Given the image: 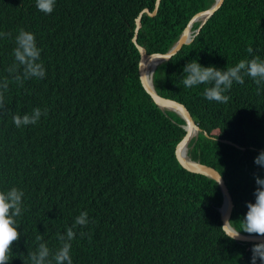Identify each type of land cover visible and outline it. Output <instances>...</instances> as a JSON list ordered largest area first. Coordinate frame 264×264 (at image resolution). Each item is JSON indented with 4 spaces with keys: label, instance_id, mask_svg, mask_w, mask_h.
Returning a JSON list of instances; mask_svg holds the SVG:
<instances>
[{
    "label": "trees",
    "instance_id": "trees-1",
    "mask_svg": "<svg viewBox=\"0 0 264 264\" xmlns=\"http://www.w3.org/2000/svg\"><path fill=\"white\" fill-rule=\"evenodd\" d=\"M157 1L56 0L45 14L36 0H0V32L11 33L0 38V78L14 63L21 28L35 35L46 71L43 79L10 83L0 111V191L24 192L9 264H30L28 253L41 242L55 252L57 234L82 211L90 222L74 229L73 264H251L257 243L224 231L218 184L176 156L185 121L161 111L142 84L136 20ZM214 2L161 0L155 17L142 16L138 44L148 54L166 53ZM256 57L264 59V0H224L193 43L154 75L159 95L184 104L212 137L200 133L191 155L224 178L234 202L231 224L243 234L254 176L264 178L254 164L264 150V88L245 76L225 93L229 101L218 103L205 98L209 85L185 88L181 81L192 60L226 70ZM37 107L47 116L14 125V115Z\"/></svg>",
    "mask_w": 264,
    "mask_h": 264
},
{
    "label": "clouds",
    "instance_id": "clouds-1",
    "mask_svg": "<svg viewBox=\"0 0 264 264\" xmlns=\"http://www.w3.org/2000/svg\"><path fill=\"white\" fill-rule=\"evenodd\" d=\"M160 2L158 6L156 4L155 10L157 11V13ZM55 4H56V0H36L37 9L45 14H51L54 11ZM196 25L197 28H195ZM199 25L200 23L194 24L192 30L193 31L197 30L199 28ZM10 36L11 33L0 32V38L10 37ZM14 40L16 45L12 53L14 56V63L11 66H9L7 69L8 76L0 78V111H4L6 109L5 94L9 90L10 83L15 82L18 85H23L24 81L26 80L33 78L43 79L46 75L44 65L41 62V49L37 46L35 35L21 28L18 30V33L15 35ZM174 44L172 45V47L174 46ZM247 51L251 53L253 49L248 48ZM166 53H159V54H166ZM148 55H152V54H148ZM183 73L185 75L181 83L184 85L185 88H192L194 86H198L202 84L209 85V87H207L204 91V96L206 99L210 101H216L218 103H227L229 101V96L226 95L225 93L232 88L234 82L243 84L245 76L250 77L256 83V85L258 86V91L260 90V88H264V59H260L259 57H256L251 60H241L234 67L227 68L226 70L217 69L215 66L204 67L201 64H199L197 60H192L184 66ZM153 82H154V76H153ZM167 112H172V111H166L164 113L167 114ZM42 116H47V109L42 110L41 108L37 107L33 109L31 114H24L23 116L14 115L12 119L14 125L17 128H20L22 126L37 124ZM201 133L204 134L205 132L202 130ZM210 138L212 137L210 136ZM197 139H193L191 141V143L189 144L190 145L189 149L194 148ZM193 141L195 142L192 144ZM219 141L228 144L226 142H223L227 140H219ZM228 145L234 146L236 144L233 143ZM236 146H238L242 150H245V148H242L239 145ZM190 157L192 158L191 154ZM254 164L261 168H264V150H262L254 158ZM254 179L257 185L254 192L255 203H251V202L247 203L248 211L244 218V228L242 231L250 235L255 234L257 236L264 237V178L255 175ZM23 197H24V192L15 187L11 188L6 192L0 191V264H9V261L12 259V254H13L12 251L13 244L18 242L20 239L21 233L18 231L19 224L17 218L22 216L24 211ZM89 222L90 221H89L88 213L86 211H82L75 218L74 224L67 229L65 234H60V233L57 234V239L61 242V246L55 252H53L47 246L46 242L39 243L35 251L28 253V261L30 262V264H73L70 253H71V241L76 236V232L74 231V229L77 226L85 227L89 224ZM239 233L240 232H238L235 235H231L229 236V238L236 239L238 238ZM81 235H83V233H81ZM36 239L43 241L42 236H37ZM252 253L253 255L251 259V264H256L257 259L264 262V242L255 244L252 248Z\"/></svg>",
    "mask_w": 264,
    "mask_h": 264
},
{
    "label": "water",
    "instance_id": "water-1",
    "mask_svg": "<svg viewBox=\"0 0 264 264\" xmlns=\"http://www.w3.org/2000/svg\"><path fill=\"white\" fill-rule=\"evenodd\" d=\"M159 2L160 0L157 1L156 3L157 6ZM223 3L224 0H215V3L209 9L196 14L189 22L187 28L181 34L178 41L166 54L158 53V54L148 55L146 50L142 46H140L137 42L138 32L142 27L143 14L145 13L150 17H154L157 14L156 10L154 12H151L150 10L146 9L136 20V30H135V36L133 38V42L138 48L141 55L139 74L144 88L150 94L154 102L159 106V108L162 111L164 112L172 111L178 114L185 121L184 129L186 131V135L176 148V156L180 164L186 170L192 173L206 176L214 180L218 184L223 194V204L221 208H219L222 227L226 232V234L228 236H231L237 234L239 231L231 224L232 213L234 210V202L224 178L222 177L220 172L215 168L205 165L201 163V161L199 160H194L191 157H187L184 153L185 149L190 146L189 144L191 143V141L193 139L198 138L199 134L202 132V129L196 124L190 111L185 105L177 101L166 99L160 96L157 93L153 82V76L157 68L161 64L169 62L172 59V57L178 54L185 45H190L194 41L195 37L199 35L200 31L206 25L209 19L212 18L215 15V13L222 7ZM196 23H200L199 28L193 31L192 30L193 26ZM149 78H151V81L149 80ZM204 134L207 138H210L208 133L205 132ZM223 142H226L228 144H233L229 141H223ZM234 240L239 243H260V242H264V237H260L257 235L243 234L240 232L238 238Z\"/></svg>",
    "mask_w": 264,
    "mask_h": 264
},
{
    "label": "bare ground",
    "instance_id": "bare-ground-1",
    "mask_svg": "<svg viewBox=\"0 0 264 264\" xmlns=\"http://www.w3.org/2000/svg\"><path fill=\"white\" fill-rule=\"evenodd\" d=\"M149 80L151 81V78H149ZM190 149H189V147H187L186 149H185V151H184V153H185V155L187 156V157H190Z\"/></svg>",
    "mask_w": 264,
    "mask_h": 264
},
{
    "label": "rangeland",
    "instance_id": "rangeland-1",
    "mask_svg": "<svg viewBox=\"0 0 264 264\" xmlns=\"http://www.w3.org/2000/svg\"><path fill=\"white\" fill-rule=\"evenodd\" d=\"M190 151H191V152H190V154H191V153H192V151H193V148H191V149H190Z\"/></svg>",
    "mask_w": 264,
    "mask_h": 264
}]
</instances>
